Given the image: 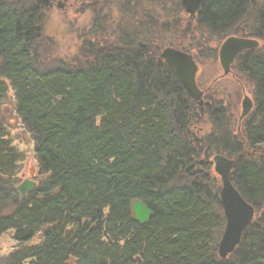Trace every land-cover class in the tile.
Returning <instances> with one entry per match:
<instances>
[{
	"label": "trees",
	"instance_id": "obj_1",
	"mask_svg": "<svg viewBox=\"0 0 264 264\" xmlns=\"http://www.w3.org/2000/svg\"><path fill=\"white\" fill-rule=\"evenodd\" d=\"M41 3L0 0V79L12 86L17 117L35 140L40 176L24 200L4 188L21 154L0 122V236L14 231L21 245L37 233L44 238L0 264H264V158L247 155L264 146V47L235 63L254 86L243 134L223 124L221 134L203 124L223 119L222 103L190 100L172 68L143 41L127 40L129 29L83 65L37 66L39 23L49 9ZM249 3L206 0L197 20L223 40ZM258 20L248 37L264 38V12ZM4 93L0 85V99ZM220 154L235 161L231 181L255 208L224 261L220 187L209 183ZM134 200L153 212L146 225L134 220Z\"/></svg>",
	"mask_w": 264,
	"mask_h": 264
},
{
	"label": "rangeland",
	"instance_id": "obj_2",
	"mask_svg": "<svg viewBox=\"0 0 264 264\" xmlns=\"http://www.w3.org/2000/svg\"><path fill=\"white\" fill-rule=\"evenodd\" d=\"M41 1L49 4V9L46 13L42 12V21L39 23L42 33L38 45H35L38 52L35 53L37 66L74 68L83 65L84 61L88 60L90 51L109 47L112 42H117V36L122 30L129 29L127 40L137 43L139 40L143 41L144 46L159 59H162L160 53L171 47L178 50L184 48L194 56L200 67L197 76L198 88L205 93V103L210 101L209 104L216 107L217 101L224 98L232 109L229 119L223 118L215 124L207 118L204 127L217 129L215 132L221 133L219 126L223 124L237 136L243 134V123L239 124L238 120L241 102L245 95L253 98L254 86L250 79L242 76L235 67L232 76L222 77L223 70L218 52L228 37H247L249 32L258 29V17L264 12V0H250L242 22L228 31L223 40L217 33L202 26L197 16L190 18L184 12L180 0H78V4L74 0H65L67 9L64 10L58 7V2L65 4L63 0ZM148 14L149 24L145 20ZM105 33L114 36L113 41L104 40ZM254 39L264 47V38ZM0 85L5 88L4 96L0 99V122L7 131L9 141L21 154L17 174L6 179L8 185H3L11 194L18 195L17 189L25 181L37 184L40 177L39 163L34 150L35 140L24 129L22 120L17 117L12 86L1 79ZM191 133L196 140L202 136L196 131ZM254 150L256 153L248 152L250 149L246 151L247 155L250 154V159L264 158V146ZM212 168L209 183L221 189V180L214 172V164ZM38 243L37 238L21 245L13 239V232L5 233L0 238V261L16 251L23 252L22 250Z\"/></svg>",
	"mask_w": 264,
	"mask_h": 264
},
{
	"label": "water",
	"instance_id": "obj_3",
	"mask_svg": "<svg viewBox=\"0 0 264 264\" xmlns=\"http://www.w3.org/2000/svg\"><path fill=\"white\" fill-rule=\"evenodd\" d=\"M181 2L185 13L191 17L197 13L206 0H181ZM259 45V42L249 38L245 39L236 36L225 39L218 52L223 76H227L231 72V67L239 53L249 49H257ZM160 57L170 68H173L176 78L180 81L182 87L186 89L189 97L202 105L203 92L198 89L196 78L199 68L195 64L194 58L172 47L162 51ZM242 109L240 121L252 111L253 100L246 97L242 103ZM213 163L215 164V173L220 177L222 186L220 197L225 226L217 246V252L219 258L224 261V259L234 254L236 248L242 243L245 232L255 219V208L240 195L235 185L231 182V171L235 165L234 160H229L220 154L213 158ZM35 186L36 183L25 181L22 186L18 187L21 198L25 199L27 193L33 190ZM131 212L134 220L141 225H146L153 217V212L140 200H134Z\"/></svg>",
	"mask_w": 264,
	"mask_h": 264
},
{
	"label": "bare ground",
	"instance_id": "obj_4",
	"mask_svg": "<svg viewBox=\"0 0 264 264\" xmlns=\"http://www.w3.org/2000/svg\"><path fill=\"white\" fill-rule=\"evenodd\" d=\"M39 2H42L41 4H47L46 2H44V1H41V0H39ZM63 2L64 3H66V1L65 0H63ZM47 6H48V4H47ZM45 9V8H44ZM63 10V9H62ZM258 24H259V20H258ZM180 51L182 52H185V53H187L188 55H190L188 52H186V50L184 49V48H182V49H180ZM194 61H195V64L197 65V67L198 68H200L199 66H198V64H197V62H196V60H195V58H194ZM234 67L235 66H233L231 69H232V73H233V69H234ZM236 69V68H235ZM198 73H199V70H198V72H197V76H198ZM197 86H198V82H197ZM207 103H211L210 101L209 102H207ZM217 103H222V104H219V105H221V107H222V109H223V114L221 113V115L223 116L222 118H224V119H229V117H230V113H231V111H232V109L229 107V105L227 104V102H217ZM200 105V104H199ZM207 106H209V105H207ZM218 107V106H217ZM209 110H211V111H213L211 108H209V107H207ZM241 111H240V115H239V117L241 116V114H242V112H243V109H242V104H241ZM254 105H253V109H252V111L250 112V114L245 118V119H247V118H249L250 116H251V114L253 113V111H254ZM196 140V139H195ZM234 164H236L235 163V161H234ZM9 232H13V239L15 238V232L14 231H8V232H6V233H9ZM5 234V233H4ZM3 236V235H2ZM2 236H0V238L2 237ZM39 239V243H38V245H36V246H39V245H41V243L43 242V240H44V238L42 237V232L41 233H37L35 236H33L32 238H33V240L32 241H35V240H37V238ZM15 240V239H14ZM16 241V240H15ZM10 255H8V256H6L2 261H0V262H4V263H6V259L9 257Z\"/></svg>",
	"mask_w": 264,
	"mask_h": 264
},
{
	"label": "flooded vegetation",
	"instance_id": "obj_5",
	"mask_svg": "<svg viewBox=\"0 0 264 264\" xmlns=\"http://www.w3.org/2000/svg\"><path fill=\"white\" fill-rule=\"evenodd\" d=\"M74 1H75V3H77V4L79 3L78 0H74ZM58 4H59V6L61 5V6L63 7V8H62L63 10H64L65 8L67 9V7H65V6L67 5L66 3H65V4H62L61 2H58ZM59 6H58V7H59ZM61 6H60V7H61ZM71 6H72V4L70 5V7H71ZM60 7H59V8H60Z\"/></svg>",
	"mask_w": 264,
	"mask_h": 264
}]
</instances>
